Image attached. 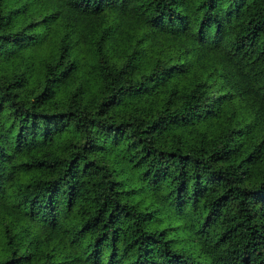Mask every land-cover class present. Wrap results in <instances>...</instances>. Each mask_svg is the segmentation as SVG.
Returning <instances> with one entry per match:
<instances>
[{
	"label": "trees",
	"instance_id": "obj_1",
	"mask_svg": "<svg viewBox=\"0 0 264 264\" xmlns=\"http://www.w3.org/2000/svg\"><path fill=\"white\" fill-rule=\"evenodd\" d=\"M0 264H264V0H0Z\"/></svg>",
	"mask_w": 264,
	"mask_h": 264
}]
</instances>
